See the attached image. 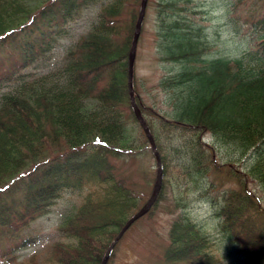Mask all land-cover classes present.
<instances>
[{
    "label": "trees",
    "instance_id": "trees-1",
    "mask_svg": "<svg viewBox=\"0 0 264 264\" xmlns=\"http://www.w3.org/2000/svg\"><path fill=\"white\" fill-rule=\"evenodd\" d=\"M89 1L0 0V45L15 33L39 28L41 19L57 25L62 12L78 13ZM179 1L192 0H151L157 7L155 35L163 45L162 58L178 62L156 83L164 105L150 107L132 77L135 100L163 167L160 190L146 214L167 199L166 209L173 213L161 264H219L210 235L188 211L194 199L208 203L224 234L242 233L236 248L243 254L242 264H264V228L253 221L259 212L256 192L264 197V12L257 19L263 27L257 35L261 41L228 56L210 53L203 26ZM139 2L107 0L100 5L96 25L62 56L65 78L53 90H15L0 98V191L24 175H36V189L20 201L28 213L24 223L48 212L65 191L80 196L57 225L59 239L24 260L11 258V264H99L140 205L128 167H122L137 158L145 160V172L152 174L154 166L127 88V52ZM57 4L51 20L47 14ZM178 7L183 13L176 12ZM204 133L226 159L237 155L243 174L229 161L216 163L215 145L210 148L201 140ZM212 171L221 172V181L207 184Z\"/></svg>",
    "mask_w": 264,
    "mask_h": 264
},
{
    "label": "rangeland",
    "instance_id": "rangeland-1",
    "mask_svg": "<svg viewBox=\"0 0 264 264\" xmlns=\"http://www.w3.org/2000/svg\"><path fill=\"white\" fill-rule=\"evenodd\" d=\"M105 1L107 0H91L83 3L81 10L78 13H70L72 15L62 12L64 18L57 17V25L52 18L58 11L59 4L54 6V3V8L58 7L47 14L52 20L50 23L41 19L39 28L34 26L27 32L21 31L8 36L6 43L0 45V98L3 94L15 90L25 92L53 90L58 81L63 82L65 75L61 70L62 56L81 34L96 25L99 20L100 5ZM178 5L184 8L186 5L194 11V14H188L203 26L202 33L208 39L210 53L239 55L261 41L257 35L263 27L257 23V19L264 12L263 0H192L186 3L179 1ZM177 9L176 12L183 13L179 7ZM156 11V5L150 0L145 9L136 44L133 76L143 93L145 102L157 110L164 105L165 100L164 92L156 85L157 80L161 75L176 70L178 62L166 61L162 58L163 45L160 38H156L155 35L157 34L154 23ZM47 24L50 26L47 27ZM39 30H43L44 33L41 34ZM131 125L130 123L129 126ZM135 125L133 124V127L139 132L138 126ZM201 140L210 148L211 145H215L209 133H204ZM212 152L216 163L223 165L229 161L243 174L244 167L241 160L236 158L237 155L230 156L231 160H228L226 159L228 155L223 156L225 151L218 150L216 145ZM151 161L154 163L152 157ZM144 163L145 160L141 161L137 158L130 163L122 164L124 169L128 167L127 178L136 189L134 190L140 198L139 204L148 197L150 182L154 179V166L151 174V171L145 172L141 167ZM221 170H225L224 166ZM220 174L219 171H212L207 184H210V180L220 182ZM32 176L36 177V175H24L13 182L8 190L0 191V213L7 216V218L1 216L3 219H0V264H11V258L21 261L32 252L44 251L53 240L61 237L57 225L80 201L78 194L65 191L50 206L48 212L38 215L25 224L24 220L28 217V213L25 214L26 209H23L24 204L20 205V201L25 200L26 191L36 189ZM148 179L151 180L147 183ZM226 185H228L227 180ZM256 193L259 196L260 214L258 212L253 217V221L258 228H264V197L259 192ZM168 200L170 199H167V202L159 201L149 214H144L129 226L114 246L106 264H161L167 227L173 217V213L166 209ZM188 211L210 235L214 251L220 256L219 264L243 263V254L236 251L242 233L224 234L213 209L203 199L192 200ZM21 214H25L23 218Z\"/></svg>",
    "mask_w": 264,
    "mask_h": 264
},
{
    "label": "water",
    "instance_id": "water-1",
    "mask_svg": "<svg viewBox=\"0 0 264 264\" xmlns=\"http://www.w3.org/2000/svg\"><path fill=\"white\" fill-rule=\"evenodd\" d=\"M147 0H140L139 7L136 15V19L133 26L132 36L130 40V45L127 52V88H128V96H129V104L131 107V110L135 116V118L138 121V124L140 125L147 141L150 147V151L152 153V156L155 160V175L153 179L152 188L150 191L149 196L147 199L138 207L137 210H135L123 223V225L120 227V229L117 231L115 236L112 238V240L107 245L101 260L99 264H105L107 258L109 257V254L115 245V243L119 240V238L122 236V234L125 232V230L141 215L146 213L151 205L154 203L158 192L160 190L162 176H163V167L162 162L160 158L159 151L156 147L155 140L150 132V129L148 127V124L144 118V116L141 113V110L135 100L134 96V90L132 85V76H133V62H134V56L136 51V44L138 40V36L141 30L142 22L145 15V9H146Z\"/></svg>",
    "mask_w": 264,
    "mask_h": 264
}]
</instances>
